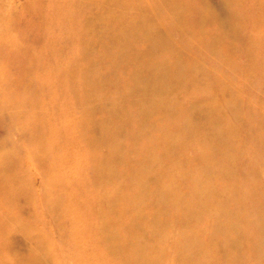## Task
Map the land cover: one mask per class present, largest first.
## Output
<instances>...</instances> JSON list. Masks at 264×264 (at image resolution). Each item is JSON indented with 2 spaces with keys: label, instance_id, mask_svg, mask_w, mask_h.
Wrapping results in <instances>:
<instances>
[{
  "label": "rangeland",
  "instance_id": "rangeland-1",
  "mask_svg": "<svg viewBox=\"0 0 264 264\" xmlns=\"http://www.w3.org/2000/svg\"><path fill=\"white\" fill-rule=\"evenodd\" d=\"M0 264H264V0H0Z\"/></svg>",
  "mask_w": 264,
  "mask_h": 264
}]
</instances>
